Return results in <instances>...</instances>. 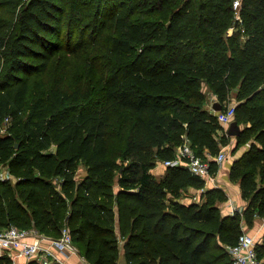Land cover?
Segmentation results:
<instances>
[{"label": "trees", "instance_id": "obj_1", "mask_svg": "<svg viewBox=\"0 0 264 264\" xmlns=\"http://www.w3.org/2000/svg\"><path fill=\"white\" fill-rule=\"evenodd\" d=\"M234 2L0 0V162L14 176L0 230L67 226L93 264H121V248L126 264H232L228 246L264 216V0ZM209 93L236 100L234 153L251 142L231 169L243 212L225 214L217 186L180 200L206 185L185 165L152 173L186 139L205 158L231 142Z\"/></svg>", "mask_w": 264, "mask_h": 264}, {"label": "built area", "instance_id": "obj_2", "mask_svg": "<svg viewBox=\"0 0 264 264\" xmlns=\"http://www.w3.org/2000/svg\"><path fill=\"white\" fill-rule=\"evenodd\" d=\"M240 0H235L234 7L239 10ZM232 30V29H231ZM218 120L225 126L235 119L236 102L229 103L226 108L215 111ZM228 145L223 146L218 154H208L207 158L198 155L187 139L177 147L176 157L164 160L167 166L185 165L193 174L206 180V183H217V174L211 171L210 159L217 161L219 165L228 159ZM9 168L0 162V180L13 179ZM234 213V212H233ZM263 225H264V216ZM257 237L244 230L240 233L235 244L228 246L232 258V264H260L261 260L257 252ZM59 252L63 258L57 253ZM0 253H8L23 256L28 259H36L41 264H68L69 255L80 254L74 245L71 232L67 226L63 227L62 234L57 237H49L41 233L37 228H22L11 225L0 230ZM66 256V259H65ZM82 259L85 256L80 255ZM87 264H93L87 261Z\"/></svg>", "mask_w": 264, "mask_h": 264}, {"label": "crops", "instance_id": "obj_3", "mask_svg": "<svg viewBox=\"0 0 264 264\" xmlns=\"http://www.w3.org/2000/svg\"><path fill=\"white\" fill-rule=\"evenodd\" d=\"M210 103L208 105V108H212V103L215 100V96L212 95L211 93L208 94ZM232 102H236L235 99L232 100ZM234 141V144L236 145V137L231 139ZM232 143V142H231ZM229 143V144H231ZM228 144V146H229ZM251 146V142H247L245 145L241 146L235 153L233 158H228L225 162H223L220 165V168L217 172L216 180L217 183H206L204 188H194V187H189L186 191H184L183 195L181 196L180 200L189 203L193 200H200L202 193L207 190L208 188L217 186L223 188L227 195H228V200L221 203L220 206L222 208V211L225 214H231L235 211H240L243 212V210L246 208L248 202L247 200L243 197L242 193V187H241V182L239 181H233L231 178V169H232V164L234 160L241 156L249 147ZM209 153V152H208ZM230 157V156H229ZM168 166L164 164L163 161H159L157 165L152 169V173L156 176L158 180H161L166 171H167ZM85 172L84 169H81L80 174H83ZM243 229L248 231L251 234H254L257 239H261L264 233V225H263V218L261 216H258L255 219L254 224L250 227L247 224L244 223ZM122 240V244H123ZM75 245V244H74ZM78 248V247H77ZM79 250V248H78ZM80 254H72L69 255L66 262L68 264H87V260L82 259L80 255L83 256L82 252L79 250ZM56 253L63 258V256L56 251ZM3 253H0V255ZM13 258V264H27L30 259L25 258L23 256H17L13 254H9ZM66 259V256H65ZM121 264H126V257H125V250L121 248ZM263 264V263H262Z\"/></svg>", "mask_w": 264, "mask_h": 264}, {"label": "water", "instance_id": "obj_4", "mask_svg": "<svg viewBox=\"0 0 264 264\" xmlns=\"http://www.w3.org/2000/svg\"><path fill=\"white\" fill-rule=\"evenodd\" d=\"M212 107L215 111L222 109V105L220 104V102H215L212 105ZM241 131H242V127H241V125L237 119L232 120V122L228 125L227 132H228V135H230V136L235 137V136L239 135L241 133Z\"/></svg>", "mask_w": 264, "mask_h": 264}, {"label": "rangeland", "instance_id": "obj_5", "mask_svg": "<svg viewBox=\"0 0 264 264\" xmlns=\"http://www.w3.org/2000/svg\"><path fill=\"white\" fill-rule=\"evenodd\" d=\"M232 30H234V28H232ZM73 64L75 66V69H78L83 63H82V59L79 56H75L73 58ZM234 137H232L233 139ZM232 142V143H231ZM231 144H229L228 148H227V153H228V158H233L234 156V148H235V144L234 141L231 140ZM230 156V157H229ZM263 262L261 261L260 264H262Z\"/></svg>", "mask_w": 264, "mask_h": 264}]
</instances>
